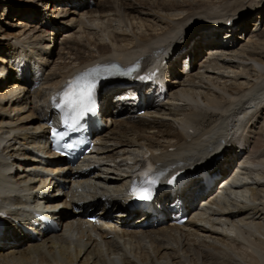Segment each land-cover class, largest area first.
Returning a JSON list of instances; mask_svg holds the SVG:
<instances>
[{"label":"bare ground","instance_id":"obj_1","mask_svg":"<svg viewBox=\"0 0 264 264\" xmlns=\"http://www.w3.org/2000/svg\"><path fill=\"white\" fill-rule=\"evenodd\" d=\"M29 1L17 8L13 0L6 4L0 0V8L28 18L31 7H39L57 23H77L78 30L67 33L61 55L49 60L45 54L53 39L47 36L60 35L59 28L46 37L38 35L37 42H20L14 34L2 38L7 44L0 45V206L20 223L39 205L49 212L56 208L59 229L31 241L22 238L13 221H6L0 235V264H264V0H96L91 9L89 0H35L30 8ZM58 2L81 12L65 13ZM143 9L158 20L147 23L140 16ZM254 13L262 16L249 31ZM21 21L15 28L27 26ZM208 21L212 24L198 27ZM224 28L230 29L227 43L212 40L213 35L222 38ZM240 31L243 35L238 36ZM247 33L252 35L240 47ZM171 49L184 52L190 70L184 75L181 67H171L163 99L146 106L144 116H115L114 110L121 108L103 95V113L110 123L99 137L103 142L90 171H72L50 155L49 165H44L34 155L47 149L48 112L43 101L51 85L96 62L147 63ZM203 52L209 54L206 61ZM31 62L36 70L43 69L38 79L15 74L26 75L24 65ZM224 79L234 80V85L227 87ZM36 80L39 87L34 89ZM236 134L238 150L231 140ZM147 154H157L161 172L188 168L196 174L205 168L219 177L209 194H202L199 179L183 190L186 208L196 195L200 200L188 208L189 217L181 226L164 221L143 226L150 216L134 220L123 202L121 188L128 177H119L116 171L122 162ZM232 162L239 169L228 173ZM60 188L66 189L64 198L40 196ZM79 189L85 192L76 195ZM215 194L223 198L218 201ZM78 202L105 219L115 215L109 211L114 207L118 212L114 218L122 225L112 237L97 227L87 230L85 220L69 211ZM94 232L100 240L92 237Z\"/></svg>","mask_w":264,"mask_h":264},{"label":"rangeland","instance_id":"obj_2","mask_svg":"<svg viewBox=\"0 0 264 264\" xmlns=\"http://www.w3.org/2000/svg\"><path fill=\"white\" fill-rule=\"evenodd\" d=\"M8 1L9 0H5L4 4L8 3ZM27 1H29V0H13L12 5H15L17 8L18 7L21 8V4L25 5V2H27ZM34 1H32V2L29 1L28 3H26V6L29 7V6L33 5L35 3ZM81 2H82V0H81ZM94 2H96V0H94ZM54 4H56V2ZM52 5H53V2H52ZM57 6L62 8V9H64L65 13H69L70 11H73V10H75L77 12H81L78 9H74V5L72 7L70 4L67 5L65 3H59L58 2ZM107 6H108V4L106 3V5L104 7H107ZM31 9H33L32 13H31L32 16L29 13V16H27L28 18H23V15H20L21 12L14 13V12H12L13 10H11V8L10 9L8 8L7 10H5V8H2V9L0 8V21H1L0 22V28H1V30H0L1 31L0 40L2 41V42H0V45L2 46L4 44V46H5V44H7V41L2 39L3 36H5V35H11V34H14L15 36L19 35L18 36L19 37L18 40H20V42L24 41V40L27 41V42L28 41L29 42H32V41L37 42V41L40 40L38 35L46 37V35L49 34V32H52L53 30H56V29L59 28L58 30H59V32H61L60 35L58 34V35H54V36H47V39H49V37H50L53 40H52L50 49L47 50L46 54H45V58L48 59V60L50 59V57L51 58L53 57L54 59H56L57 58V54H58V56L61 55V53H62L61 49H63L66 46V42H64L65 41L64 39H69L68 34L69 35L73 34V30H74V32H77L76 30H78V28H77L78 24L77 23H75V24L74 23H71V24L57 23V21H54L51 16L49 17V14H48L47 10L44 11L43 14H41L42 13V8L35 7V6L33 7L32 6ZM90 9H91V7H90ZM45 13H47V15H44ZM66 15H67L68 18H71V14H66ZM158 15L162 16L161 13H159ZM140 16H141V18L143 20L148 21L147 23H152L153 19H155L156 21L158 20L156 14H154L152 12H149V11H145L144 9H143V12L141 13ZM261 16L256 14V13L253 14V16H252V18L250 20V23H249V27H248L249 31H254L255 30V28H256L255 22H258V20L261 18ZM62 17H64V15ZM21 20H23V21H21ZM60 20H62V19H60ZM20 21L26 23L27 26L26 27H22V28H17V27L15 28V25L17 24V22H20ZM116 24H117V22H113L112 23L113 26H118V24L117 25ZM205 24H212V23L209 22V21L208 22H204V23H198V27H202ZM253 24H254V26H253ZM222 30H224V29H222ZM117 32L120 35L122 34V32H120V31H117ZM240 32H241V34H239ZM240 32H237L238 36L239 35H243V32L242 31H240ZM222 33H225V32H222ZM251 35H252L251 33H247L244 36L243 41L242 40L240 41L239 46L240 45L242 46L246 42L247 38H249V36L251 37ZM24 38H26V39H24ZM83 39H84V35H83ZM263 40H264V38H263ZM35 42H33V43H35ZM64 44H65V46H64ZM1 46H0V49H3V48H1ZM28 47H32V44L29 45ZM25 50H27L26 54H27V56H29V54H30L29 49L26 48ZM18 51L20 52V50H18ZM204 55L206 56L207 54L206 53L204 54V52H203L202 56H204ZM203 58H202V60H203ZM206 59L204 61H206ZM203 62H201V64ZM248 70L249 71L247 73L249 75H253L251 70L250 69H248ZM5 76L7 77V75H5ZM242 77L245 78V76H242ZM180 78H181L180 80H182V81L186 80V76L185 77L181 76ZM224 81H226V86L227 87H232L234 85L233 84L234 80L224 79ZM243 81L244 80L241 79L240 81H238V82L236 81L235 83L237 84V83H241ZM220 82H223V81H220ZM200 91H204V89H201ZM251 142H253V143H252V146L250 148V152L254 153L255 152V149H254L255 148L254 147L255 142H254V140H251Z\"/></svg>","mask_w":264,"mask_h":264},{"label":"snow or ice","instance_id":"obj_3","mask_svg":"<svg viewBox=\"0 0 264 264\" xmlns=\"http://www.w3.org/2000/svg\"><path fill=\"white\" fill-rule=\"evenodd\" d=\"M107 67L104 71H107ZM101 78V68L94 67L91 69H86L83 72L77 74L72 79H70L60 95V102L55 105L56 108L62 109L65 112L73 113V124L68 125L71 129L75 123L82 118L85 113H90L94 111L95 106V95L97 82ZM53 136H63L66 133L52 132ZM66 148H72L71 143H66L64 145ZM169 181V183L174 182ZM149 184L154 185V181H148ZM132 194L139 200L146 201L151 198L150 188H141L137 191L135 188L132 190Z\"/></svg>","mask_w":264,"mask_h":264}]
</instances>
